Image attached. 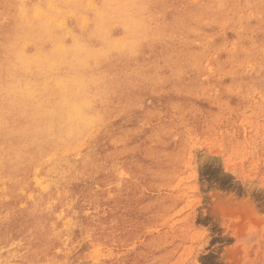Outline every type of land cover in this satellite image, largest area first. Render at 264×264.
I'll list each match as a JSON object with an SVG mask.
<instances>
[{
  "label": "rangeland",
  "instance_id": "rangeland-1",
  "mask_svg": "<svg viewBox=\"0 0 264 264\" xmlns=\"http://www.w3.org/2000/svg\"><path fill=\"white\" fill-rule=\"evenodd\" d=\"M0 264H264V0H0Z\"/></svg>",
  "mask_w": 264,
  "mask_h": 264
}]
</instances>
